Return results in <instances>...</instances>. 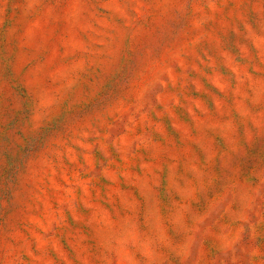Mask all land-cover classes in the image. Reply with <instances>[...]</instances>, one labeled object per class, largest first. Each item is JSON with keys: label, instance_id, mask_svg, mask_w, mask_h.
Segmentation results:
<instances>
[{"label": "rangeland", "instance_id": "374dc122", "mask_svg": "<svg viewBox=\"0 0 264 264\" xmlns=\"http://www.w3.org/2000/svg\"><path fill=\"white\" fill-rule=\"evenodd\" d=\"M0 264H264V0H0Z\"/></svg>", "mask_w": 264, "mask_h": 264}]
</instances>
